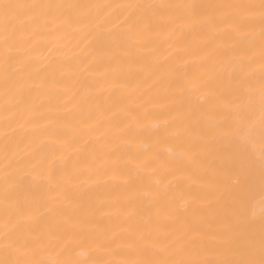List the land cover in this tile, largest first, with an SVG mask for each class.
Segmentation results:
<instances>
[{"label":"bare ground","instance_id":"1","mask_svg":"<svg viewBox=\"0 0 264 264\" xmlns=\"http://www.w3.org/2000/svg\"><path fill=\"white\" fill-rule=\"evenodd\" d=\"M0 264H264V0H0Z\"/></svg>","mask_w":264,"mask_h":264}]
</instances>
